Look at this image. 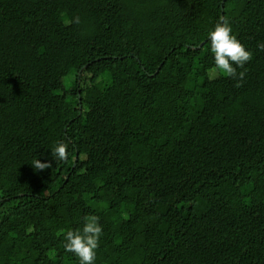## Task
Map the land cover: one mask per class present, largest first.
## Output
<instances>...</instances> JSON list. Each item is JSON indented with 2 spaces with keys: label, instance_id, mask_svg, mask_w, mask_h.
<instances>
[{
  "label": "trees",
  "instance_id": "1",
  "mask_svg": "<svg viewBox=\"0 0 264 264\" xmlns=\"http://www.w3.org/2000/svg\"><path fill=\"white\" fill-rule=\"evenodd\" d=\"M221 18L253 52L238 87ZM257 41L264 0H0V264H78L62 233L92 214L96 264H264Z\"/></svg>",
  "mask_w": 264,
  "mask_h": 264
},
{
  "label": "clouds",
  "instance_id": "2",
  "mask_svg": "<svg viewBox=\"0 0 264 264\" xmlns=\"http://www.w3.org/2000/svg\"><path fill=\"white\" fill-rule=\"evenodd\" d=\"M70 22L79 25L81 20L78 15H74ZM206 39L208 52L211 54V71L231 78L235 81V86H240L247 70L246 65L253 58L252 50L237 38L227 18L216 22L208 30ZM256 49L258 52H264V41H257ZM47 148L50 149L54 161H64L69 155L68 145L64 142H56ZM29 163L34 170L52 167L48 160L42 161L35 155ZM100 221V216L92 214L83 218L78 227L69 228L62 233L63 250L77 258L78 264H96L97 250L103 236Z\"/></svg>",
  "mask_w": 264,
  "mask_h": 264
}]
</instances>
